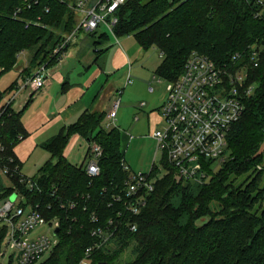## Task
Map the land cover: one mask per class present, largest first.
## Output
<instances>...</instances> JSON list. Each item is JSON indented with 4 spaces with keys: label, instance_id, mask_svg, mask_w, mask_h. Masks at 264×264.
I'll use <instances>...</instances> for the list:
<instances>
[{
    "label": "trees",
    "instance_id": "trees-1",
    "mask_svg": "<svg viewBox=\"0 0 264 264\" xmlns=\"http://www.w3.org/2000/svg\"><path fill=\"white\" fill-rule=\"evenodd\" d=\"M74 1L0 0V77L14 69L23 50L31 54L28 74L58 63L62 54H54L55 49L78 24L79 15L70 8ZM18 8L23 21L13 17ZM259 10L262 18L255 17ZM117 14L118 38L132 35L144 50L156 48L162 53L156 75L165 81L180 77L193 52L223 64L264 42V5L245 0H187L179 5L169 0H129ZM28 21L32 24L26 27ZM254 81L259 89L228 136V160L218 172L209 167L211 181L185 188L163 160L169 172L156 183L148 206L137 217L122 204L109 206L127 173L122 168L121 130L104 129L105 112L86 111L77 123L43 143L51 158L32 178L36 187L28 190L20 184L21 173L10 178L46 220L60 221L58 243L41 264H79L97 241L92 231L107 229L111 219L116 221L112 239L94 252L91 264H264V54L262 65L251 72L249 82ZM13 89L14 84L0 89V112L6 93ZM29 103L19 113L8 106L0 119L4 155L20 167L13 150L19 137H26L21 119ZM75 135L103 148L98 177H89L82 165L66 157ZM11 192L12 188L0 186V198ZM72 202L75 209L62 208ZM93 214L97 223L91 221ZM132 222L138 225L136 232L127 225ZM5 234L0 228V248Z\"/></svg>",
    "mask_w": 264,
    "mask_h": 264
},
{
    "label": "built area",
    "instance_id": "built-area-1",
    "mask_svg": "<svg viewBox=\"0 0 264 264\" xmlns=\"http://www.w3.org/2000/svg\"><path fill=\"white\" fill-rule=\"evenodd\" d=\"M128 1L75 0L70 4V8L79 15L78 24L65 42L55 49L54 54H63L79 30L94 32L104 28L118 40L115 34V27L119 22L117 13ZM186 1L169 0L173 5ZM245 1L260 7L264 5V0ZM27 7L30 9L31 3H28ZM262 10L256 13V18H262ZM21 13L22 10L18 8L13 17L23 21ZM31 24L32 21H28L26 27ZM27 52L21 51L18 60ZM263 54V41L250 46L244 57L237 53L229 62L223 64H217L208 56L193 52L187 59L185 70L180 77L176 81H167L168 94L160 110L164 128L152 133V138L157 144L152 167L148 172L136 173L123 161L122 168L127 173V179L120 192L113 195V202L110 201L109 206L113 203L122 204L131 217L141 215L148 206L156 183L169 172L163 165V160L174 169L176 182H187L189 185L208 183L212 177L210 169L214 172L217 166L228 160V136L233 126L243 117L246 103L259 89L257 81H249L252 70L262 65ZM48 69L46 65H42L34 74L18 80L12 98L8 99L5 109L0 112V119L20 91L30 86L34 93H38L45 87ZM122 94L123 92L119 91L120 97ZM120 97L106 116V130L117 128ZM19 139L22 140V137ZM87 145L86 162L84 161L82 166L89 177L96 178L101 174L100 161L104 151L96 141H87ZM4 154L5 147L0 144V175L10 179L20 173V166L15 164L13 157ZM158 154L162 155L160 162L156 161ZM208 163L212 165L209 166ZM154 168L157 169L155 175ZM20 184L28 190L36 187L33 179L24 176H21ZM14 196L15 200L12 201ZM76 207L75 202L62 204V208L68 210ZM121 215L122 212L119 213V216ZM91 221L97 223L98 216L93 214ZM115 222L111 219L107 229L95 228L92 231V236L97 238V241L86 249L79 264H91L94 252L111 241ZM127 225L133 232L138 230L136 222ZM42 226H47V233H36ZM2 227L6 234L0 248V264H5L9 251L11 254L8 264H41L50 257L58 243L59 231L55 233V230H60V221L58 218L46 220L39 209L28 203L19 186L15 184L11 193L0 198V228Z\"/></svg>",
    "mask_w": 264,
    "mask_h": 264
},
{
    "label": "crops",
    "instance_id": "crops-1",
    "mask_svg": "<svg viewBox=\"0 0 264 264\" xmlns=\"http://www.w3.org/2000/svg\"><path fill=\"white\" fill-rule=\"evenodd\" d=\"M110 37L111 35L104 28L94 32L79 30L58 63L48 69L45 87L40 92L34 93L29 86L20 91L12 101L11 107L17 113L21 112L30 101L21 119L26 137L20 140L13 150L21 164V172L30 156L38 148L43 149L41 146L43 143L58 135L64 128L77 123L84 112L101 111L108 114L119 98V91L123 92L120 97L121 104L124 100L125 108L131 113V116L127 117L128 114L124 112L120 119L127 130L126 133L133 141H141L145 136L144 130L155 131L159 124H162L160 110L167 96H164V93L155 96V93L148 89L149 84L157 83L159 79L156 71L163 61L162 53L156 48H151L145 51H154V53L158 51L161 61H153L149 56L156 55L153 53L143 54L140 60L142 55H137L130 43L125 42L128 48L125 50L119 45L118 47L116 44L106 43ZM132 55L136 56L134 57L136 66ZM30 58L31 54L27 52L19 58L16 67L12 70L13 78L7 86L14 84L13 91L17 88L20 78H26L36 72V69L29 74L25 71L29 66ZM13 91L9 92L10 99ZM117 128L122 132L121 127ZM82 139L79 135L71 139L73 145H69L65 151L67 158ZM83 140L86 143L85 158L88 145L87 140ZM154 159L155 155L153 162ZM83 164L84 161L80 166Z\"/></svg>",
    "mask_w": 264,
    "mask_h": 264
},
{
    "label": "rangeland",
    "instance_id": "rangeland-1",
    "mask_svg": "<svg viewBox=\"0 0 264 264\" xmlns=\"http://www.w3.org/2000/svg\"><path fill=\"white\" fill-rule=\"evenodd\" d=\"M125 38V39H124ZM108 42L109 44H116L117 46H121L123 49L128 50V48L125 45V42L130 43V45L134 48V52L137 55H142L141 58H139L140 60L143 58V54L145 55V53H153L156 55H149L150 58L155 61V62H159L161 61L160 58V54L158 51H156V53H154V51H145L142 48H140V46L137 44L135 38L131 35V36H125V37H120L118 38V40H116L115 37L111 36ZM118 46V47H119ZM132 50V51H133ZM133 57V63L136 64V56L132 55ZM135 57V58H134ZM138 57V56H137ZM17 65V64H16ZM16 67V66H15ZM14 67V68H15ZM13 78V72L10 71L8 73L3 74L0 77V89L1 90H6L8 89L7 84L8 82ZM157 79V78H156ZM159 80H161V78H159L156 82L157 83H151L148 86V89L150 90V92H154L155 96H158L162 93H164V96H167L168 92H167V81L165 80H161V82L159 83ZM10 94L11 93H6L2 104L5 105L6 102L8 101V99L10 98ZM120 97V96H119ZM122 97V95H121ZM119 99V98H118ZM147 110V109H146ZM126 112L128 114L127 117L131 116L130 110L125 108V102L123 100L122 104L120 101V107L118 110V118H117V122L116 125L117 127H121L122 128V136H124V141H122V150L124 153V159L126 162V165L130 167V169L133 172L139 173V172H148L149 169L151 168L152 164H153V158L156 152V141L152 138V133L154 132L153 130L151 132H148L146 130H144V137L143 139H141V141L139 140H135L133 141L131 139V137L129 136V134H127V130L124 128V124H122L121 122V115ZM127 120H129V118H127ZM164 128V124H159V126L157 127V130L159 129H163ZM133 133V132H132ZM133 135V134H132ZM128 136V137H127ZM149 137V138H148ZM132 140V141H131ZM70 145H73V143ZM86 151V143L85 141L82 139L77 145H75V149L74 151L69 154V161L74 163V165L76 166H80L81 163H83V161H85L84 158V153ZM261 152L264 154V144L261 147ZM51 158L50 153L47 152L44 149L38 148L33 155L30 156L29 161L26 163H24L22 168V172L20 169L21 174H23L24 176H26L27 178H34L36 176V174L38 173V170L44 166L49 159ZM162 159V155L158 154L156 161L160 162ZM86 162V161H85ZM221 168V166H217L215 168L214 172H218L219 169ZM259 169L261 170L262 167L259 166ZM16 177V176H15ZM212 177L210 178L211 181ZM209 181V182H210ZM17 182V181H16ZM15 184L18 186L19 184L14 183L13 180L8 179L6 176L4 175H0V186H5L7 188H14ZM12 201L15 200V197H12L11 199ZM48 228L47 226H42L40 229H38V231L36 233H42V232H46L47 233ZM10 251L7 253V257L5 260V264L9 263V256H10Z\"/></svg>",
    "mask_w": 264,
    "mask_h": 264
},
{
    "label": "water",
    "instance_id": "water-1",
    "mask_svg": "<svg viewBox=\"0 0 264 264\" xmlns=\"http://www.w3.org/2000/svg\"><path fill=\"white\" fill-rule=\"evenodd\" d=\"M188 186H189V183L185 182V183H184V187L187 188ZM14 197H15V196H14ZM58 231H59V229H56V230H55V233H57ZM100 264H108V263H106V262H101Z\"/></svg>",
    "mask_w": 264,
    "mask_h": 264
},
{
    "label": "bare ground",
    "instance_id": "bare-ground-1",
    "mask_svg": "<svg viewBox=\"0 0 264 264\" xmlns=\"http://www.w3.org/2000/svg\"><path fill=\"white\" fill-rule=\"evenodd\" d=\"M79 34V33H78Z\"/></svg>",
    "mask_w": 264,
    "mask_h": 264
}]
</instances>
